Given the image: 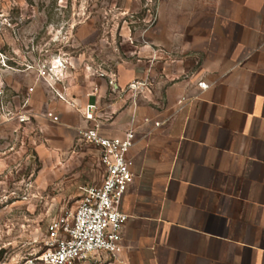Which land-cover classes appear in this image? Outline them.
Returning <instances> with one entry per match:
<instances>
[{
  "label": "crops",
  "instance_id": "0c3cea01",
  "mask_svg": "<svg viewBox=\"0 0 264 264\" xmlns=\"http://www.w3.org/2000/svg\"><path fill=\"white\" fill-rule=\"evenodd\" d=\"M183 35L162 40L178 48L156 75H139L155 83L146 98L127 91L135 76L108 105L127 104L108 134L137 132L110 264H264V0H219Z\"/></svg>",
  "mask_w": 264,
  "mask_h": 264
},
{
  "label": "rangeland",
  "instance_id": "374dc122",
  "mask_svg": "<svg viewBox=\"0 0 264 264\" xmlns=\"http://www.w3.org/2000/svg\"><path fill=\"white\" fill-rule=\"evenodd\" d=\"M218 2L0 0V264H46L38 257L48 221L72 212L82 187L102 177L77 137L86 106L97 103L108 124L127 107L107 111L125 95L120 81L156 75L162 54L169 61L178 48L165 52L162 40L185 36Z\"/></svg>",
  "mask_w": 264,
  "mask_h": 264
},
{
  "label": "built area",
  "instance_id": "2783aa9c",
  "mask_svg": "<svg viewBox=\"0 0 264 264\" xmlns=\"http://www.w3.org/2000/svg\"><path fill=\"white\" fill-rule=\"evenodd\" d=\"M202 89L205 82H198ZM117 90V89H116ZM127 91L136 99L151 92L144 81L128 84ZM97 103L83 111L84 125L77 129L78 141L93 149L102 177L99 183L82 187L75 209L64 217L51 218L46 227V249L38 257L46 264H86L99 262L101 256L116 257L122 250V230L128 216L120 209L124 193L135 174L129 153L137 141L131 125L112 135L97 117ZM54 119H57L53 115ZM145 122H151L149 117ZM160 122H153L154 127Z\"/></svg>",
  "mask_w": 264,
  "mask_h": 264
}]
</instances>
